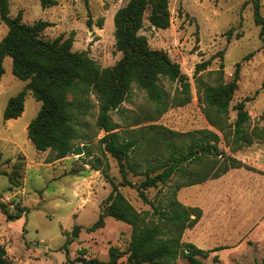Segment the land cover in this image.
Listing matches in <instances>:
<instances>
[{
  "label": "rangeland",
  "instance_id": "rangeland-1",
  "mask_svg": "<svg viewBox=\"0 0 264 264\" xmlns=\"http://www.w3.org/2000/svg\"><path fill=\"white\" fill-rule=\"evenodd\" d=\"M11 16L23 13L26 24L40 20L52 23L43 38L54 40L63 35L73 38V51H85L102 69L111 68L121 59L116 50L114 17L129 0H57L58 4L43 9L40 0H9ZM245 0H169L171 23L168 29L151 25L146 12L143 29L152 49L168 53L180 65L191 85L192 101L183 107L170 108L158 115L146 92L133 84L127 100L112 113L118 131L163 125L180 133L209 129L216 131L205 116L202 100L206 87L232 81L236 64H241L240 80L230 107V122L237 118L234 109L245 103L250 114L246 125L251 136L264 135V48L261 27L254 21L253 6ZM264 15V0H261ZM8 27L0 21V41ZM252 54L248 60L245 58ZM208 63L206 68L201 66ZM5 74L0 82V203L11 211L23 208L29 212L15 222H8L0 212V242L13 264H70L78 257L109 260V250L126 251L132 227L113 218L105 219V227L89 232L104 208L113 187L104 173L117 184L122 180L117 160L105 151L100 140L105 132L97 128L99 102L90 96V107L79 117V133L75 146H87L81 156L70 155L56 160L51 151L39 152L28 137V126L37 116L41 102L28 93L23 115L5 121L3 114L9 100L22 92L27 84L12 72V59L4 61ZM161 86L173 96L179 82L161 80ZM136 117L141 119L135 124ZM221 135L219 147L226 156L243 163L219 179L183 188L177 199L188 207L202 210V218L186 230L183 241L203 250L223 249L203 260L211 264H260L264 260V139L252 135L253 143L238 149L227 146ZM233 145V143H230ZM17 171V172H16ZM21 182L16 188L8 175ZM134 184L141 177L130 175ZM175 179L164 189H150V200L165 201ZM121 192L140 212L152 209L138 196L135 188L121 187ZM81 227L73 238L75 227ZM126 257L121 259L123 264ZM81 264V263H76ZM178 264H189L179 259Z\"/></svg>",
  "mask_w": 264,
  "mask_h": 264
},
{
  "label": "trees",
  "instance_id": "trees-1",
  "mask_svg": "<svg viewBox=\"0 0 264 264\" xmlns=\"http://www.w3.org/2000/svg\"><path fill=\"white\" fill-rule=\"evenodd\" d=\"M250 1L254 21L261 27L264 48L261 0ZM40 3L43 9L58 4L57 0H40ZM248 4L249 0H245L244 7ZM10 7L9 0H0V21L8 27L6 36L0 41V82L5 74L4 61L10 57L13 74L27 84L22 92L9 100L4 120L20 118L25 111L26 97L31 93L41 102L37 116L28 126V137L36 150L54 152L56 160L70 155L81 156L87 146L74 144L83 138L79 133V117L89 109L90 96L95 94L99 102L96 125L106 133L100 144L117 160L122 178L117 184L104 173L113 190L104 201L99 219L88 231L104 228L106 218L126 223L132 227L127 250L112 247L108 261L83 256L68 262L123 264L120 261L126 257L124 264H178L179 259L189 264H205L200 257L208 259L223 248L203 250L183 241L186 230L194 228L201 220L202 210L185 206L177 199V194L183 188L219 179L231 169L243 167L240 160L226 156L220 149V134L227 146L235 145L238 149L251 145L252 135L264 139L261 133L249 135L246 125L250 114L244 102L235 106L237 118L230 122V107L238 90L241 64H236L232 81L206 87L204 91L205 116L217 132L202 129L180 133L152 124L122 134L113 121L112 113L119 111L127 100L133 84L146 92L159 116L170 108L183 107L192 101L191 85L180 65L172 61L167 52L152 49L147 38L140 34L150 7L151 25L163 30L170 27L169 0H129L117 11L114 17L116 50L122 57L115 66L106 69L98 66L87 52L73 51L72 37L65 39L61 35L52 41L44 39L43 33L52 23L40 20L26 24L22 12L16 17L11 16ZM251 56L248 55L245 61ZM206 66L208 63L201 67ZM162 79L177 81L181 88L171 96L162 88ZM140 122L141 119L136 117L134 123ZM130 175L141 177L140 183L134 184ZM8 179L13 187L21 186L15 174H9ZM174 179L165 201L157 204L150 200L148 190H162ZM121 187L135 188L139 198L151 207L152 213L138 211L121 192ZM0 212L8 222H15L30 211L20 207L16 212L11 211L9 205L0 203ZM218 262L216 255L211 264ZM0 264H13L1 242ZM260 264H264V260Z\"/></svg>",
  "mask_w": 264,
  "mask_h": 264
},
{
  "label": "water",
  "instance_id": "water-1",
  "mask_svg": "<svg viewBox=\"0 0 264 264\" xmlns=\"http://www.w3.org/2000/svg\"><path fill=\"white\" fill-rule=\"evenodd\" d=\"M80 231H81V227H75V229H74V231H73V233H72V237L73 238H78L79 237V235H80Z\"/></svg>",
  "mask_w": 264,
  "mask_h": 264
}]
</instances>
